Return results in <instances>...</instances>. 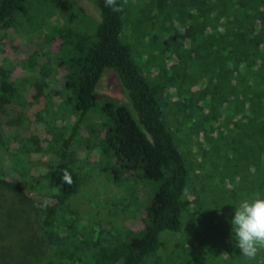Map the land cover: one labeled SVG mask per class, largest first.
I'll return each instance as SVG.
<instances>
[{
	"label": "trees",
	"instance_id": "obj_1",
	"mask_svg": "<svg viewBox=\"0 0 264 264\" xmlns=\"http://www.w3.org/2000/svg\"><path fill=\"white\" fill-rule=\"evenodd\" d=\"M92 3L90 36L76 29L89 16L72 0H0V110L21 107L0 121L3 223L16 228L1 259L264 264V250L240 254L230 223L242 199L264 195V0H117L119 12ZM22 39L42 45L16 63L6 53ZM105 69L128 103L96 92ZM129 180L147 195L114 198ZM45 201L47 252L23 232Z\"/></svg>",
	"mask_w": 264,
	"mask_h": 264
},
{
	"label": "rangeland",
	"instance_id": "obj_2",
	"mask_svg": "<svg viewBox=\"0 0 264 264\" xmlns=\"http://www.w3.org/2000/svg\"><path fill=\"white\" fill-rule=\"evenodd\" d=\"M76 5L82 6L86 13L89 16V19L86 21L84 20H78L75 22V27L76 29L82 30L86 33H88L90 36H92L95 32L94 27H95V21L98 20L99 18V14H98V10L95 8V6L92 3V0H72ZM137 2H141L142 0H135ZM130 19L131 18H135L138 14L136 8L131 7L130 9ZM171 28L173 29H178V25L173 24L171 26ZM20 47H18L17 49H15L13 52L10 51L9 53H6V55H8V57H11V60L15 61L16 63H18V61L20 60V58L22 57V55H24L25 53H28L32 50V48H39V46L42 45V43H40L39 40H34L31 41L30 43H28V40H20ZM96 92L97 93H101V94H106L109 96H112L114 98H117L119 100H122L126 103H128L125 92L123 90V88L121 87V84L117 78V76L115 75V73L110 70V69H105L101 78L99 79L97 86H96ZM21 110V107L17 104H8L5 105L3 107V110H0V121L4 122L14 116H16V114H18ZM98 117V113L97 111H93L91 118L92 120L95 122L96 119ZM171 124L174 127H180V122L174 117V119L171 120ZM181 131V130H180ZM180 131H177V134L180 135ZM195 148V146H194ZM37 161V160H36ZM197 175L199 174L198 170L196 169ZM194 174V173H193ZM192 176L194 177V180L197 182V178H195V174ZM128 180V178H126ZM208 183V182H206ZM102 184L103 182L101 180H99L96 184L91 185L93 186L90 189L85 188V192L86 194L88 193H97L100 192L102 190ZM144 183L140 184H134V182L130 181L126 182L125 186L127 188L126 189H122V188H118L119 191L116 192L115 197L114 198H119L123 197L129 193L134 194V193H138L139 197H145L148 193V188L145 187L143 185ZM124 186V187H125ZM129 188V189H128ZM122 189V190H121ZM134 192V193H133ZM3 192L0 191V194L2 195ZM7 196V195H6ZM34 211L32 210H28L29 211V215H30V219L32 220L31 223H28L25 225V229L23 230V232L25 231L27 234L24 233L25 236H29L33 239L34 242H38V239H42V247L44 248V250H46V252L48 251L46 248H48L46 242L44 241V239L42 238V236H40V230H39V223L38 218L39 215L38 213H40V209L36 208L33 206ZM11 208L8 204V201L6 200V198H4L3 196H0V250H1V245H5L8 243V239L10 237H12L13 235V231H16V228H12L9 227V225L3 223V221L6 220V217L8 214H10ZM133 210L132 208H130L128 214L131 215H127L132 216ZM135 210H134V214H135ZM144 211L142 212H138V215L135 217L130 218V224L131 225H140L142 223V217L144 216ZM18 225V224H17ZM21 225V223H19V226ZM19 228V227H18ZM199 235V231H195L194 232V239H197ZM37 236V237H36ZM180 250H186L187 252H189L191 249L190 247H184V248H179ZM46 256V253L44 252V254ZM38 261V260H37ZM36 264H39V261ZM0 264H8L6 261H3L0 257Z\"/></svg>",
	"mask_w": 264,
	"mask_h": 264
},
{
	"label": "clouds",
	"instance_id": "obj_3",
	"mask_svg": "<svg viewBox=\"0 0 264 264\" xmlns=\"http://www.w3.org/2000/svg\"><path fill=\"white\" fill-rule=\"evenodd\" d=\"M105 6L113 12L122 11L117 0H105ZM221 33L224 29H218ZM62 177L63 182L71 184L72 180L66 170ZM47 205L34 203V207L43 209ZM232 239L240 254L249 260L255 259L257 253L264 250V195L255 194L251 198L242 199L234 206V216L231 221Z\"/></svg>",
	"mask_w": 264,
	"mask_h": 264
}]
</instances>
